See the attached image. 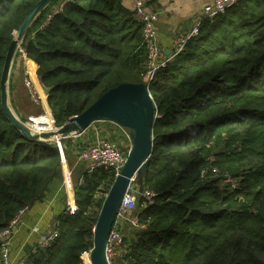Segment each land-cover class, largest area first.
I'll return each instance as SVG.
<instances>
[{
    "label": "trees",
    "instance_id": "obj_1",
    "mask_svg": "<svg viewBox=\"0 0 264 264\" xmlns=\"http://www.w3.org/2000/svg\"><path fill=\"white\" fill-rule=\"evenodd\" d=\"M37 1L0 0V80L14 31ZM141 27L123 0H54L36 18L21 48L50 88L57 127L109 89L144 81ZM197 28L148 87L156 118L143 188L157 196L138 197L134 214L145 227L130 225L122 264H264V0H239ZM50 109L42 122L52 127ZM81 144L62 139L61 150L25 137L2 111L0 88V232L57 189L62 151L72 166L68 153ZM114 180L110 168H84L77 210L65 204L59 237L37 243L26 264H85Z\"/></svg>",
    "mask_w": 264,
    "mask_h": 264
},
{
    "label": "water",
    "instance_id": "obj_2",
    "mask_svg": "<svg viewBox=\"0 0 264 264\" xmlns=\"http://www.w3.org/2000/svg\"><path fill=\"white\" fill-rule=\"evenodd\" d=\"M53 1L38 0L14 33L5 56L0 80L1 109L17 130L25 137L35 141L61 143L62 139L81 136L94 123L100 121L112 122L128 131L129 155L104 198L94 228L93 247L88 254L91 264H112L106 254L108 237L130 182L135 180L139 190H143V181L148 173L149 158L152 153V128L156 118V107L144 82H125L109 89L82 113L72 117L60 127L55 126L56 128L53 130L37 131L32 128L30 122H24L19 118L9 100L8 88L13 64L32 24ZM42 89L48 98L50 88L42 85ZM54 122L53 119V125Z\"/></svg>",
    "mask_w": 264,
    "mask_h": 264
},
{
    "label": "built area",
    "instance_id": "obj_3",
    "mask_svg": "<svg viewBox=\"0 0 264 264\" xmlns=\"http://www.w3.org/2000/svg\"><path fill=\"white\" fill-rule=\"evenodd\" d=\"M238 1L239 0H212L204 7L203 18L213 17L218 13L224 12L226 9L235 5ZM133 10L135 18L142 25L141 32L146 44V70L143 76V82L149 87L150 83L155 79L156 73L169 62L173 61L174 57L185 49L187 41L197 33L198 26L188 34H178L174 41L175 49L173 54H171L170 57H165L158 43V13L155 10V7L149 4L147 0H135ZM19 52L22 57L26 56L23 49L20 48ZM25 84L29 88L32 97L35 98L36 101L40 100L38 91L32 80L27 78ZM34 121L35 119L33 118L31 123L32 126H34ZM129 151V146L120 147L119 144L97 133L93 143L88 144L86 147L81 148L78 151V160L83 163L86 171L91 172L101 167H107L115 173L116 177L125 165ZM70 177L69 173L67 178L71 179ZM70 183V186L67 185L66 188L68 194L66 210L70 213H74L77 210V205L75 202L74 184ZM139 196L152 202L157 194L145 188L140 191L135 180L130 182L128 190L118 209L115 223L108 237L106 254L109 260L114 258L117 249L122 245L124 238L123 232L120 229V223L122 221L129 222L133 227H145L139 222L138 217L134 214L137 205V197ZM28 209L29 207L21 209L10 221L8 226L0 232V256L2 264H13L11 262L12 241L14 236L18 233L20 226L23 224V217ZM34 231L37 233L39 232L38 247L41 248H46L59 237L58 227L47 232H41L39 228L36 227L34 228ZM27 261L28 255L21 257L15 264H26Z\"/></svg>",
    "mask_w": 264,
    "mask_h": 264
},
{
    "label": "crops",
    "instance_id": "obj_4",
    "mask_svg": "<svg viewBox=\"0 0 264 264\" xmlns=\"http://www.w3.org/2000/svg\"><path fill=\"white\" fill-rule=\"evenodd\" d=\"M211 1L212 0H160V2L155 5V10L158 13V41L165 57H170L171 54H173L175 49L174 41L178 34H188L198 26L200 20L203 18L204 7ZM123 4L126 8L133 10L135 0H123ZM27 78L32 80L38 92H40L39 90L43 91L37 76L36 63L25 56L21 57L18 61H14L9 79V100L14 111L22 121L28 122L30 117H35L36 123H39L42 122L45 117L44 113H46L47 108L50 109V107L47 96L44 95V98L41 97L38 101L32 97L29 88L25 84ZM97 133L112 141L115 139L110 138L113 137V135H111V132L108 130L104 131L92 125L80 136V140L83 143L88 142V144H91L94 142ZM114 142L118 144L117 141ZM128 146L129 145L126 144L124 147ZM76 156L78 157L77 152ZM65 204L66 192L62 182L57 186V189L43 201L35 203L27 210L23 217V224L20 226L18 233L14 236L12 241L11 262L13 264L21 257L28 255V251L34 249L33 245H37L39 232H35L34 228L38 227L41 232L57 228L55 216L65 208ZM120 228L124 237L129 239L130 233L133 231L130 223L122 221L120 223ZM124 251L125 246L122 245L118 248L116 254L121 264L123 262L122 257Z\"/></svg>",
    "mask_w": 264,
    "mask_h": 264
},
{
    "label": "rangeland",
    "instance_id": "obj_5",
    "mask_svg": "<svg viewBox=\"0 0 264 264\" xmlns=\"http://www.w3.org/2000/svg\"><path fill=\"white\" fill-rule=\"evenodd\" d=\"M56 6L55 5H52L51 6V9H54ZM134 11V10H133ZM158 31V30H157ZM16 31H14L15 33ZM183 34V33H182ZM159 43V41H158ZM23 49V48H21ZM22 57L21 53L16 57V60L18 61L20 58ZM40 92H38L39 94V97L41 99V95H42V90H39ZM51 110V109H50ZM41 113H44V112H41ZM46 114V113H44ZM51 116L52 118L54 119L53 117V114L51 113ZM33 118L35 117H30L28 119V122L32 123V120ZM55 122H54V125L51 127L49 124H46L44 122H39V123H36L34 121V127L37 128V130H49V129H53V128H56L55 127ZM93 126L95 128H101L103 129L104 131L108 130L109 132H111V135H113V137H110L111 139H114V141H117L118 144L120 145V147H124L126 144L129 145L130 147V140L128 138V131L125 129V128H122L120 127L119 125H116V124H112V123H108V122H103V121H100V122H96L93 124ZM76 139V138H74ZM49 143H56V145H58L60 147V149L62 150V146H61V143H57L55 141H50ZM88 142L83 143L81 144V148H84L86 147V145ZM85 145V146H84ZM83 146V147H82ZM77 148L75 147H72L71 151H69V155H71V159H72V166H69L68 165V162H67V158L65 157V155L63 154V151H62V172H63V177H62V181H63V186H64V189H65V192H66V203L68 201V194H67V185H69V183L71 182L72 184L76 185L80 179H81V174L82 172L84 171V168L82 166V163L78 160V157L76 156V152H77ZM70 173V178H67V175ZM82 182V181H81ZM70 183V184H71ZM75 190V188H74ZM137 200H138V197H137ZM67 206V205H66ZM34 248H37V245H33ZM116 254H117V251H116ZM110 262L112 264H121L120 260L117 258V256L115 255L113 259L110 260ZM85 263V261H84Z\"/></svg>",
    "mask_w": 264,
    "mask_h": 264
},
{
    "label": "bare ground",
    "instance_id": "obj_6",
    "mask_svg": "<svg viewBox=\"0 0 264 264\" xmlns=\"http://www.w3.org/2000/svg\"><path fill=\"white\" fill-rule=\"evenodd\" d=\"M32 128H33V127H32ZM33 129H35V128H33ZM53 129H54V128H53ZM53 129H49V130H37V129H35V130H37V131H50V130H53ZM84 261H85V264H91V261H90L89 255H86Z\"/></svg>",
    "mask_w": 264,
    "mask_h": 264
}]
</instances>
